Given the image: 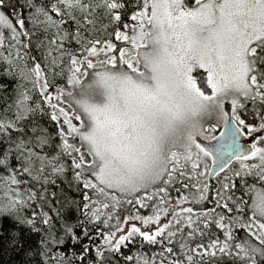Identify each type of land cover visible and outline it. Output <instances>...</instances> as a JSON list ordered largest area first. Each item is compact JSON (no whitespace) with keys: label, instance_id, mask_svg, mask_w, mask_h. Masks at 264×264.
Segmentation results:
<instances>
[{"label":"snow or ice","instance_id":"1","mask_svg":"<svg viewBox=\"0 0 264 264\" xmlns=\"http://www.w3.org/2000/svg\"><path fill=\"white\" fill-rule=\"evenodd\" d=\"M0 264H264V0H0Z\"/></svg>","mask_w":264,"mask_h":264},{"label":"trees","instance_id":"2","mask_svg":"<svg viewBox=\"0 0 264 264\" xmlns=\"http://www.w3.org/2000/svg\"><path fill=\"white\" fill-rule=\"evenodd\" d=\"M211 207H212L211 203H208L204 210H207L208 208H211Z\"/></svg>","mask_w":264,"mask_h":264}]
</instances>
